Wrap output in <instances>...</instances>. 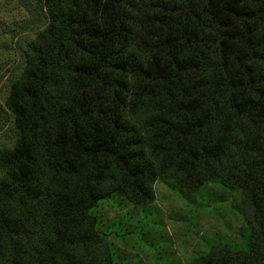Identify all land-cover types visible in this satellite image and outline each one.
<instances>
[{
	"label": "trees",
	"instance_id": "16d2710c",
	"mask_svg": "<svg viewBox=\"0 0 264 264\" xmlns=\"http://www.w3.org/2000/svg\"><path fill=\"white\" fill-rule=\"evenodd\" d=\"M4 106L0 264H113L92 212L153 183L240 191L248 248L187 264H264V0H36Z\"/></svg>",
	"mask_w": 264,
	"mask_h": 264
},
{
	"label": "rangeland",
	"instance_id": "374dc122",
	"mask_svg": "<svg viewBox=\"0 0 264 264\" xmlns=\"http://www.w3.org/2000/svg\"><path fill=\"white\" fill-rule=\"evenodd\" d=\"M45 23L36 0H0V147L11 146L17 135L4 106L9 84L23 65L26 44ZM153 191L147 204L117 194L92 209L113 264H187L213 245L248 248L239 189L208 181L191 190L167 178L157 179Z\"/></svg>",
	"mask_w": 264,
	"mask_h": 264
}]
</instances>
